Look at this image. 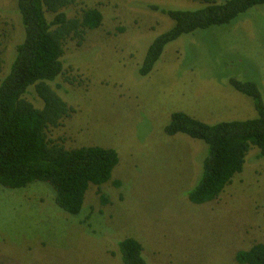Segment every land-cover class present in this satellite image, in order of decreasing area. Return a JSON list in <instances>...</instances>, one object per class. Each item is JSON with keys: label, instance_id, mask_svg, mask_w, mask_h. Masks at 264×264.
I'll return each instance as SVG.
<instances>
[{"label": "rangeland", "instance_id": "obj_1", "mask_svg": "<svg viewBox=\"0 0 264 264\" xmlns=\"http://www.w3.org/2000/svg\"><path fill=\"white\" fill-rule=\"evenodd\" d=\"M202 6L200 0H75L70 16L97 9L103 24L82 42H67L64 71L52 87L75 112L50 138L66 149H115L120 162L101 192L108 203L91 187L77 216L58 208L47 184L0 186V264H123L119 244L127 238L142 244L148 264H238L239 252L264 244L259 150H251L244 172L216 200L197 205L189 193L208 147L165 133L177 112L207 124L257 116L253 100L230 80L256 82L264 95V6L170 44L149 76L138 73L149 45L173 26L155 8ZM23 40L16 0H0V77ZM26 97L42 107L34 89Z\"/></svg>", "mask_w": 264, "mask_h": 264}, {"label": "trees", "instance_id": "obj_2", "mask_svg": "<svg viewBox=\"0 0 264 264\" xmlns=\"http://www.w3.org/2000/svg\"><path fill=\"white\" fill-rule=\"evenodd\" d=\"M195 10H163L173 26L149 45L138 73L149 76L172 43L212 27L227 26L248 14L264 0H200ZM75 0H16V10L24 29V40L16 48L9 71L0 77V186L9 190L26 189L34 183L51 187L55 203L62 211L77 216L91 187L101 193L113 181L119 154L105 147L66 149L50 138L71 117L74 109L52 87L64 71L63 57L68 41L82 42L88 31L103 24L97 9H86L70 16ZM4 60L0 51V73ZM239 93L251 98L257 116L244 121L207 124L184 112L171 116L165 133L203 141L207 147L203 172L189 193L197 205L216 200L234 178L244 172L251 150L264 158V95L253 81L230 80ZM60 86L58 85V88ZM31 89L42 102L38 107L27 99ZM120 187L118 180L114 181ZM123 264H148L141 243L127 238L119 244ZM238 264H264V244H256L236 255Z\"/></svg>", "mask_w": 264, "mask_h": 264}]
</instances>
